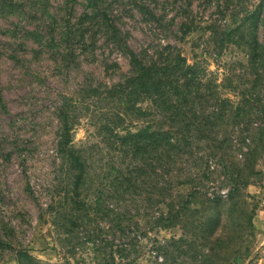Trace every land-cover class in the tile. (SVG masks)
I'll list each match as a JSON object with an SVG mask.
<instances>
[{
	"label": "rangeland",
	"instance_id": "obj_1",
	"mask_svg": "<svg viewBox=\"0 0 264 264\" xmlns=\"http://www.w3.org/2000/svg\"><path fill=\"white\" fill-rule=\"evenodd\" d=\"M263 1L105 0V5L136 53L152 57L172 45L192 59L195 51L222 79L225 64L236 65L241 73L240 64L245 65L248 56L232 48L216 58L209 35L239 23ZM258 37L264 58V10ZM109 65L118 67L107 74ZM130 71L129 58L113 44L86 0H0V240L12 245L0 248V264H18L17 249H27L40 264H162L155 247L166 244L177 255L170 241L182 231L153 228L158 214L152 215L150 196L140 193L143 188L121 198L104 195V212L72 236L51 225V205L73 189L68 165L58 153V108L64 97L80 101L74 143L89 150L93 189L86 191L97 194L95 189L107 183L102 181V166L106 174L109 163L125 169L127 165L109 155L100 136L113 104L90 98L86 91L117 83ZM255 128L249 126L242 134L240 127L231 136L242 152L228 150V166L238 171L247 165L248 145L261 133ZM255 160L260 174L250 179L235 205L228 199L231 182L222 164L214 163L210 171L215 174L202 179L207 198H222L216 237L230 240L225 252L216 247L224 260L216 258L214 264H264V153ZM204 203L201 198L195 207ZM122 219L124 230L118 226ZM186 260L183 264H197Z\"/></svg>",
	"mask_w": 264,
	"mask_h": 264
},
{
	"label": "trees",
	"instance_id": "obj_2",
	"mask_svg": "<svg viewBox=\"0 0 264 264\" xmlns=\"http://www.w3.org/2000/svg\"><path fill=\"white\" fill-rule=\"evenodd\" d=\"M86 1L94 17L104 23L113 44L129 58V75L117 83L86 91L90 98L113 104L112 117L99 128L100 136L109 155H117L127 167L109 163L105 176L102 166V181L107 183L95 189L97 194H88L93 189L89 182L93 181L94 170L91 156L88 148L74 143L82 116L80 101L75 96L64 97L58 108V153L68 165L73 189L66 199L51 205L48 212L52 227L72 236L104 212V195L112 193L121 198L143 188L140 193L150 196L152 215L158 214L153 217V228L182 231L180 238L170 241L177 255L167 244L155 247L162 264H183L186 259L197 264H214L216 258L221 262L224 258L216 247L221 246V253L230 245V240L216 237L222 198H207L202 179L209 180L215 174L210 171L214 163L222 164L228 174L225 179L231 182L228 199L235 205L250 179L260 174L254 166L255 157L264 153V58L258 37L264 1L239 23L209 35L207 41L213 42L218 51L216 58L232 48L248 56L245 65L239 63L243 66L241 73H237L236 65L225 64L222 79L195 51L192 59L172 45L167 52L152 57L136 53L108 13L105 0ZM116 67L107 66L106 73ZM254 124L261 133L248 145L247 165L237 171L227 165L232 160L228 150L242 152L231 136L240 127L242 134L249 132L248 127ZM201 198L205 199L202 208L195 207ZM255 210L252 208V213ZM124 221L119 220L121 230ZM0 248L10 249L12 245L0 240ZM15 258L18 264H40L27 249H17Z\"/></svg>",
	"mask_w": 264,
	"mask_h": 264
}]
</instances>
